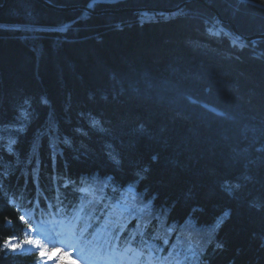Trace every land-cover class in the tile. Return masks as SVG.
<instances>
[{
  "label": "trees",
  "instance_id": "trees-1",
  "mask_svg": "<svg viewBox=\"0 0 264 264\" xmlns=\"http://www.w3.org/2000/svg\"><path fill=\"white\" fill-rule=\"evenodd\" d=\"M208 4L264 33V0L0 9V245L37 195L80 212L104 246L119 236L167 264H264V39H239ZM0 264L32 257L0 252Z\"/></svg>",
  "mask_w": 264,
  "mask_h": 264
},
{
  "label": "rangeland",
  "instance_id": "rangeland-1",
  "mask_svg": "<svg viewBox=\"0 0 264 264\" xmlns=\"http://www.w3.org/2000/svg\"><path fill=\"white\" fill-rule=\"evenodd\" d=\"M118 103H120L121 100H116ZM118 107V104L113 101V104H110V109L114 107ZM117 110V108H116ZM112 110V111H116ZM30 214H32V211H30ZM48 215L47 212H43L42 217L45 219V217ZM53 219V224L47 223L46 221L41 220L35 222L33 226L30 228L27 227L24 231V235L26 237L28 232H31L33 229H43L50 231L52 233V239L56 238L63 242V244H60L64 250H67L70 253V258L76 261V264H118L125 263L129 260H132L130 264H134L133 256H130V253L126 250L125 253H121L117 250H113L112 252L108 251H102L98 249L92 239L90 237L84 238L81 237L78 233L73 236L70 234L69 227L72 222L69 221H62L58 218H54V216H51ZM27 219V215H23V220ZM42 232V231H41ZM15 238L16 242H22L18 239V237H12ZM12 238H8L12 239ZM6 240V241H7ZM91 241V243H90ZM24 251H31V249H25ZM126 258V259H125Z\"/></svg>",
  "mask_w": 264,
  "mask_h": 264
},
{
  "label": "water",
  "instance_id": "water-1",
  "mask_svg": "<svg viewBox=\"0 0 264 264\" xmlns=\"http://www.w3.org/2000/svg\"><path fill=\"white\" fill-rule=\"evenodd\" d=\"M40 1L41 3H43L44 5L51 7L53 9L59 10V11H67V10H85L89 13H93V14H99V13H117L120 11H139V10H158L161 13H169V12H175L179 9V6L177 7H128V8H120V9H103V10H96L93 7L89 6V5H73L71 7H67V6H63V5H56L54 3H52L49 0H37ZM8 2V0H4L3 4H0V9H2L5 4ZM208 7L216 14L217 18L219 21L228 24L231 29L238 35L239 38L247 40L249 42H253L259 39H264V33H256V34H252V35H245L242 32L239 31L237 25L229 20V19H224L222 18L220 12L213 6L208 4Z\"/></svg>",
  "mask_w": 264,
  "mask_h": 264
},
{
  "label": "clouds",
  "instance_id": "clouds-1",
  "mask_svg": "<svg viewBox=\"0 0 264 264\" xmlns=\"http://www.w3.org/2000/svg\"><path fill=\"white\" fill-rule=\"evenodd\" d=\"M28 237L39 241L40 245L46 248L51 255V259H47V257L42 259L40 257V248L27 243L22 244L19 252L25 253V249H31L27 254L32 257V264H44L45 260H47V264H76V261L70 258V253L64 250L59 243H52L44 237L32 236L31 234L25 237L22 232L18 234V239L21 241H25Z\"/></svg>",
  "mask_w": 264,
  "mask_h": 264
},
{
  "label": "snow or ice",
  "instance_id": "snow-or-ice-1",
  "mask_svg": "<svg viewBox=\"0 0 264 264\" xmlns=\"http://www.w3.org/2000/svg\"><path fill=\"white\" fill-rule=\"evenodd\" d=\"M77 229L79 230V235L81 237L87 238V236L91 233L92 225L90 223H85L83 224V226H81L77 218V222L75 224H71L69 227L70 234L75 236L77 234ZM113 239L118 241L119 236L113 237ZM25 243L40 248V257L42 259L46 257L47 259H51V255L49 254L48 250L42 247L39 241L33 240L31 237H28L25 241L22 242H16L15 238L9 239L5 241L2 245H0V252H10V253L19 252L21 250L22 244ZM105 243H108L109 247H113L110 241H105Z\"/></svg>",
  "mask_w": 264,
  "mask_h": 264
},
{
  "label": "bare ground",
  "instance_id": "bare-ground-1",
  "mask_svg": "<svg viewBox=\"0 0 264 264\" xmlns=\"http://www.w3.org/2000/svg\"><path fill=\"white\" fill-rule=\"evenodd\" d=\"M191 1H195V0H187V1H184V2H181L180 4H178L177 6H179V5H181L180 7H179V9L178 10H180V9H182L187 3H189V2H191ZM206 3V2H205ZM207 4V3H206ZM71 6H73V5H71ZM71 6H67V7H71ZM176 6V7H177ZM154 11H158V10H151V9H148V10H139V11H137V12H142L143 14H147V13H149V12H154ZM120 12H122V11H120ZM158 12H160V11H158ZM161 13V12H160ZM223 18V17H222ZM230 20V19H229ZM232 21V20H231ZM235 33V32H234ZM236 34V33H235ZM237 35V34H236ZM29 234H31L32 236H40V237H43V235H41V233H40V231L39 230H32L31 232H28L27 233V235H26V237L29 235ZM58 241H55V240H53L52 241V243H57ZM58 243H60V242H58ZM44 264H47V260H45V262H44ZM118 264H120V263H118Z\"/></svg>",
  "mask_w": 264,
  "mask_h": 264
}]
</instances>
